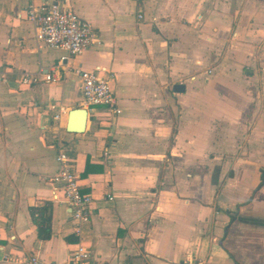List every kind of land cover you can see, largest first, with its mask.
<instances>
[{"label":"crops","instance_id":"crops-1","mask_svg":"<svg viewBox=\"0 0 264 264\" xmlns=\"http://www.w3.org/2000/svg\"><path fill=\"white\" fill-rule=\"evenodd\" d=\"M31 1L0 0V264L61 263L79 241L94 264H264V0H67L96 35L62 63ZM97 66L118 114L83 100ZM60 150L93 197L80 236L49 181Z\"/></svg>","mask_w":264,"mask_h":264},{"label":"built area","instance_id":"built-area-1","mask_svg":"<svg viewBox=\"0 0 264 264\" xmlns=\"http://www.w3.org/2000/svg\"><path fill=\"white\" fill-rule=\"evenodd\" d=\"M26 17L34 27V38L38 48L49 47L63 51L59 62L67 60L68 56L78 55L84 52L95 38V31L90 22L82 19L73 9L67 0H41L31 1L25 9ZM141 17V15H138ZM81 91L84 102L88 107L104 105L113 114L119 113L117 99L111 86V80L104 76L102 67L79 71ZM60 75L54 71L44 72L43 81H57ZM22 83L29 81L38 82L37 76H22ZM54 107V106H53ZM59 116V113L56 117ZM58 169L49 178L53 187V197L58 199L55 192L62 191V198L59 201L67 202L70 205V216L75 223V232L80 236L81 224L88 221L91 216L90 203L92 195L84 193L80 189L78 176L72 164L63 151L56 154ZM112 199L111 193L107 194ZM21 264H45L38 255L29 254L21 259ZM47 264H94L90 249L79 241L68 254L67 259L61 263Z\"/></svg>","mask_w":264,"mask_h":264},{"label":"water","instance_id":"water-1","mask_svg":"<svg viewBox=\"0 0 264 264\" xmlns=\"http://www.w3.org/2000/svg\"><path fill=\"white\" fill-rule=\"evenodd\" d=\"M184 88V84L181 83H176L173 86V89L176 92H182ZM71 113L74 119H71V123L68 124V129L74 131H83L88 110L86 108L79 107L73 109Z\"/></svg>","mask_w":264,"mask_h":264},{"label":"trees","instance_id":"trees-1","mask_svg":"<svg viewBox=\"0 0 264 264\" xmlns=\"http://www.w3.org/2000/svg\"><path fill=\"white\" fill-rule=\"evenodd\" d=\"M264 171V169H263ZM30 213L37 221L39 227V235L41 237H48L50 235L49 215H47V206L31 207Z\"/></svg>","mask_w":264,"mask_h":264}]
</instances>
